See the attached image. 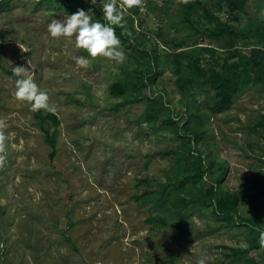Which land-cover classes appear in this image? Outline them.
Instances as JSON below:
<instances>
[{
    "label": "rangeland",
    "instance_id": "obj_1",
    "mask_svg": "<svg viewBox=\"0 0 264 264\" xmlns=\"http://www.w3.org/2000/svg\"><path fill=\"white\" fill-rule=\"evenodd\" d=\"M190 1L187 14L181 0H144L128 9L130 46H121L126 59L118 63L92 60L74 38L50 37L51 19L76 13L69 10L74 3L0 0V119L8 136L0 168V264H196L199 258L264 264V249L250 248L264 230V85L247 86L230 109L216 113L206 84L182 90L175 70L177 61L185 72L195 59L204 69L218 68L235 49H264L257 36L239 33L264 24V0H242V9L236 0ZM217 24L230 32L211 35ZM141 51L157 52L158 67ZM76 56L90 59L89 67H78ZM28 61L55 107L53 158L30 103L15 99L16 79L8 73ZM154 70L162 74L147 82ZM120 82L135 91L114 95ZM157 95L162 103L154 108ZM191 113L199 117L192 123L199 142L166 124L170 117L181 126ZM199 154L210 169L192 183ZM186 178L183 190L167 188ZM217 179L220 195L240 198L237 214L216 217L198 202L175 206V194L202 196Z\"/></svg>",
    "mask_w": 264,
    "mask_h": 264
},
{
    "label": "trees",
    "instance_id": "obj_2",
    "mask_svg": "<svg viewBox=\"0 0 264 264\" xmlns=\"http://www.w3.org/2000/svg\"><path fill=\"white\" fill-rule=\"evenodd\" d=\"M66 1L75 4L69 9L70 11H77L79 9H92L93 14L98 15V13H102L103 15V0H97L95 5L91 4V0ZM234 4L235 8L238 9H242L244 7V2L242 0H236ZM182 8L183 11L187 14L189 12V9L191 8V1L187 0V3L182 2ZM99 21L102 23H107L106 21H104L103 17L100 18ZM124 32H126L125 28L122 29L116 26V34L121 40V46L129 47L130 40L126 36V34H122ZM228 32L230 31L227 27H221L217 24L215 28L212 29L211 35L220 36L221 34ZM239 33L243 37L252 35L257 36L259 42L262 44V48H264V24H257L256 27L252 28L244 27L242 31H239ZM140 53L142 54V56H149L151 59V63L155 67H158L160 55H158L157 52L150 53L147 51H141ZM175 66L176 73L179 74L178 81L182 90L193 88L200 81L206 84L209 92L212 95V105L210 107V110L216 113L230 109L238 98L240 92L247 86L251 84L264 85V49L252 48L245 53L239 51L238 49H235L229 54V56L223 59V62L218 66V68L209 67L207 69H204L196 59L190 61V63H187V72L183 70V65L178 61L175 63ZM8 73L11 77L17 79V77L13 76L12 71H9ZM161 74L162 71H152L151 74L147 76V82H153ZM139 81L141 82L142 86H145L146 82H144L141 77H139ZM133 87L134 86L130 82H120L114 83L111 90L114 95L122 97L125 96L130 90L135 91V89H132ZM136 87L138 88L139 86L136 85ZM151 102L155 108L159 103H162V96L157 95L152 99ZM34 117L42 128L45 143L50 148L49 156L53 158L57 151V132L55 129L57 124L56 115L50 111L44 113L42 110H40L35 111ZM198 119L199 117L196 114L191 113L189 116H187L186 120L181 126L175 119L170 117L166 120V124L175 126L178 133H180L182 130L192 132L191 137L193 138V141L199 142V133H197L195 130H192L193 121ZM45 123H48L50 125V128H46L44 126ZM51 125L54 128L53 131H51ZM261 125H264V123H261ZM197 161V163H199V167L196 169V173L192 177H190L191 180L193 179L192 183L197 182L199 178H201L205 174V172L210 169V165H207L206 168L203 169L202 164L205 162V160L204 158H202L201 154L197 155ZM187 180L188 179L186 178L185 180L182 179L174 183H170L167 188L173 187L174 191L183 190L187 185ZM219 183L220 180L217 179V181L215 183H212L210 187H208V189H206L202 193V196L199 197H181L178 196V194H175L173 196L175 206L186 207L198 202L201 204V206L211 208L216 217H223V219H228L231 215L237 214L241 200L236 195H220V192L218 190ZM167 188L165 189L164 194L169 191V189ZM244 195L250 196L248 195L247 191L244 192ZM154 220L165 224L164 220L160 217H156L154 218ZM258 247H260L259 238L255 239L254 244H252L250 248ZM171 264L176 263L172 262Z\"/></svg>",
    "mask_w": 264,
    "mask_h": 264
},
{
    "label": "clouds",
    "instance_id": "obj_3",
    "mask_svg": "<svg viewBox=\"0 0 264 264\" xmlns=\"http://www.w3.org/2000/svg\"><path fill=\"white\" fill-rule=\"evenodd\" d=\"M97 0H91L95 5ZM187 3V0H181ZM144 0H103L102 11L104 21H93L92 9L87 12L83 9L61 19H51L47 26V32L54 39L74 38L77 49H83L92 60L103 57L122 63L126 57L121 49V40L116 34V26L125 28V12L134 7H142ZM122 34H127L126 32ZM27 52V51H24ZM76 65L81 68L89 67L91 60L84 56L73 57ZM15 66L12 69L15 80L14 96L17 101L28 102L32 111H55V107L49 103L46 90H41L33 79L31 72L34 67ZM6 121L0 119V168L4 167L7 160L8 136L5 133ZM259 231V245L264 249V230ZM196 264H206L205 258H199Z\"/></svg>",
    "mask_w": 264,
    "mask_h": 264
}]
</instances>
